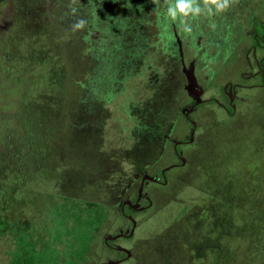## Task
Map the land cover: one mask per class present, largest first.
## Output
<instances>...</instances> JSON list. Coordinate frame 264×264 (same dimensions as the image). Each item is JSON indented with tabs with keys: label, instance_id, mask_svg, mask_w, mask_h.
Listing matches in <instances>:
<instances>
[{
	"label": "rangeland",
	"instance_id": "obj_1",
	"mask_svg": "<svg viewBox=\"0 0 264 264\" xmlns=\"http://www.w3.org/2000/svg\"><path fill=\"white\" fill-rule=\"evenodd\" d=\"M24 1L3 0L0 4V43L4 44L3 50L9 49L12 58L6 62L10 69L7 74L12 77L6 75L4 79L12 85L14 95L9 96L6 92L0 95V176L6 171L5 168L9 169L16 163L8 153L7 136L3 132L4 121L9 116L14 113H30L35 115L36 126L41 132L50 128L59 131L70 123L69 116L67 118L64 114L66 105L71 102L77 104L79 100L78 107L71 112V131L84 135L88 130L102 133L91 134L92 139L88 136L82 137L78 148L83 156L81 159L75 157L81 162L84 159L90 162L102 160L103 164L106 163L103 167H110L111 170H105L99 164L94 166V169L84 165L77 167L79 171H75L71 165L62 166L66 175L63 181L66 187H60L62 191L59 194L62 192V196L66 198L58 196L60 201H57L58 206L56 205L53 211L41 205L45 209L38 213H32L29 208L24 209L26 218L18 219L14 217L21 215L20 204H17L21 199L19 191L13 195L16 201H11L14 205L10 206L9 210L5 202L0 200V264H99L102 261L97 254L98 248L101 247L99 243L102 242L99 228L111 213L119 215L117 210L121 206L120 200L127 198L124 187L129 184V179L134 178L136 171H139L137 166L133 174L134 164L137 163L133 160L135 157L142 158L143 151L148 153L149 149L147 146L144 148L143 145L133 144L143 133H132L137 118L132 115L134 110L131 109V103L145 102L148 110H155L166 103L176 107L183 96L182 86L180 82H176L171 72L178 75V80L181 79L180 65L173 60L174 49L170 51L173 55L167 56L168 41L176 47L177 54L186 60L184 72L188 81L187 88L195 102L213 97L220 98V102L224 99L221 89L214 86L212 77L227 65L229 67L216 74L215 78L219 85L229 80L238 85L237 92L242 99L237 100L235 95H232L226 102L234 103V106L246 115L234 116L218 124V116L223 117V110L215 109V117H210L204 122L206 127L199 134L198 145L185 146L184 151H190L188 164L182 167L183 169L175 168L166 184H153L152 194L162 205L139 228L137 237L132 240L135 256L131 264H198L194 253L193 257L189 253L199 252L196 245L203 246L207 253L220 252L216 258L203 257L199 264H222L220 260L223 256L224 261L229 259L225 256L229 241L242 238L255 246L249 264H264V87L258 84L259 81L254 84L251 80L245 81L240 74L246 63L244 51L249 45L246 38L241 41L240 58L234 61L237 54L235 44L239 39L250 33H258L259 38L264 41V31L257 25V17L254 19V14L245 12V16H240L241 21H220L216 18L218 26H215L214 21L208 20L210 18L207 16L210 5H203L202 0V5H199V14L202 12V15L196 16L197 24H194L195 0H155L158 8L147 12L151 21L154 17L157 18L156 12L165 13L164 9L167 7L172 9L163 17L162 29L165 32L158 37L160 43H152L153 37L150 35V48L153 53L147 59L150 66L147 69L148 77L143 74L141 77L127 78L116 71L112 73V77H108L109 79H93L96 73V69L91 65L93 61L86 63L79 46L74 42L67 41L66 45L65 42L59 41L58 36L47 35L48 26H44L45 34L40 36V44L36 43L35 39L14 40L18 32L16 33L13 26L17 17L23 13L22 2L24 8L34 11L32 4ZM117 1L127 6V3L133 4L136 0H85L82 7L84 11L87 7L89 11H93L90 12L91 15L94 14L91 17L93 23L90 24H96L102 34L104 33V41L111 47L105 54L98 48L96 56H103L106 71H111L115 62L118 65L125 62L121 56L125 53L124 47H127L126 40L132 37V33L142 35L140 33L146 29L142 23L131 25L130 18L123 13L128 12L125 9L115 10L111 3L116 4ZM217 1L220 3V0ZM244 1V10H250L254 0ZM80 3V0H66L70 7H78ZM58 6L56 1L42 0L38 6L40 13L34 17V21L31 19V22H28L26 16H21L24 23L19 29L20 34L36 35L41 32V26L52 17L51 11ZM259 7L263 13L259 12V15L264 18V0H260ZM63 14L58 17H63ZM86 17L88 19V12ZM61 24L62 31L67 24ZM87 26L89 27L88 22L83 21V32ZM176 26L177 36L171 32ZM218 28L222 30L219 32ZM244 28L247 29L246 32ZM237 31L242 36L240 33L233 34ZM91 36L92 33L88 35L89 38ZM80 37V41H84L85 35ZM96 40L97 42L93 41V46L98 45L100 37ZM52 49L62 50L61 53L52 54L60 59L61 66L65 68L61 71L65 75L64 80L58 87L53 86L55 92L59 88L56 95L60 93L63 99L58 108L52 107L47 99L51 89L47 87V75L38 61L41 55L48 54L47 51ZM114 50H117L118 55ZM154 53L160 54L157 60L156 56H153ZM260 53L262 55L261 51L256 54L258 66ZM94 65H100V61H94ZM129 66L128 70L133 74L135 70ZM144 67L147 68L146 65ZM84 68L85 90L82 95L81 92L75 93L79 90L75 80L79 73H84ZM119 68L118 66L117 69ZM132 74L130 76H133ZM41 77L43 83L39 86ZM123 80L125 93H119L110 104H106L103 113L94 111L97 92L103 95L117 93L112 86L118 89L121 86L117 82ZM110 81L112 85L109 86ZM2 82L0 75V83ZM36 87L37 91L34 90ZM73 90L75 94H72ZM229 93L231 92L228 91ZM23 102L29 109L23 106ZM156 115L158 112L154 111L148 119ZM61 123L64 124L61 126ZM145 136L147 135L144 134L141 138ZM64 142L68 145L67 140ZM86 152L89 156L84 154ZM52 153L47 163L54 168L60 162L56 154ZM199 154L206 160L198 159ZM147 155L150 156V153ZM67 158L68 155L64 160ZM169 159L174 160V156L168 154L161 161L164 163ZM71 170L73 175L70 174ZM194 181L201 187H194ZM60 184L59 182L57 187ZM39 202L42 203V200ZM118 225L116 223L113 227ZM253 235H258L257 241L252 240ZM213 242L212 246L210 243ZM154 255L155 258H152ZM181 255L184 261H181Z\"/></svg>",
	"mask_w": 264,
	"mask_h": 264
},
{
	"label": "flooded vegetation",
	"instance_id": "obj_2",
	"mask_svg": "<svg viewBox=\"0 0 264 264\" xmlns=\"http://www.w3.org/2000/svg\"><path fill=\"white\" fill-rule=\"evenodd\" d=\"M200 1L202 0L194 1V24H197L196 19L198 18H196V16L198 17V15H202V12L199 14L201 9L199 5H202L203 3V5H210V8L207 9V16L210 18L208 20L214 21L215 26H218V23L215 22L217 19L220 21H230L231 19L235 21H241L240 16H245L246 12L254 14V19L257 17V25L259 26L260 30L263 29L264 31V18L259 15V12L260 14H263L261 11L262 8L259 7L260 0H254V2L250 5V10L247 9L246 11L243 8L246 3L244 0H227L226 5L224 1L221 0L220 3H218L217 0H204L202 3ZM113 3H111V6L117 10L116 7L113 6ZM123 4L125 8H121L128 11L123 13H125L127 18H130L129 20L132 22L131 25L135 26L136 22L137 24L142 23V26L146 27V29L142 30L143 33H140L142 35L132 33V37H128L129 39L126 40L127 47H124L125 53H123L121 56L122 60H124L126 63L123 62L120 65H118L116 62L113 63L111 71L105 70L104 61H102L103 56L100 58L96 57L98 55V48L99 51L103 52L104 54L111 50V47H108V42L104 41V33L102 34L101 30L96 29L89 38L88 35L90 32L88 30L84 31V41L91 46V52H93V64L91 65L96 69V73L92 77L93 79L98 77L100 79H109L108 77H112V73L116 71H118L117 74L122 73L123 75L127 76V78L138 76L141 77L143 74L145 77L148 75L147 69H149L150 66H148L147 59L150 58L153 53L150 48V35L153 37V39H151L152 43H160V38L158 37H161V34L165 32V30L162 29L164 26L162 24L163 17L172 8H165V13L156 12L157 18L154 17V20L151 21L147 12L152 10L154 11L158 8V4L155 3V0H136L133 4L127 3V6L125 3ZM88 8L89 7H87L86 10L87 12ZM86 11H84V21L88 22ZM162 13L163 15H161ZM93 15L88 12V18L92 17ZM133 15L138 17H131ZM67 17L69 18V16ZM151 27L153 28L151 29ZM217 30L220 32L222 28H218ZM246 30L247 29L244 28L245 32ZM176 31L177 26L171 30L172 34L175 36H177L178 33ZM195 33L196 31L194 29V35ZM239 33L240 32L237 31L233 34L235 35ZM158 34H160V36H158ZM240 35L242 36L241 33ZM98 37H100L98 45L93 46V41L95 40L94 42H97L96 39H98ZM259 37L260 35L258 33H250L245 35L244 38L239 39L235 44V50L237 51V54L234 61H237V59L240 58L239 54L241 41L246 38L249 45L246 46L244 51L246 63L240 71V74L242 75L243 79H246L245 81L251 80L253 84L259 81L258 84L260 83L261 87H264V41ZM170 43L172 42L168 41L169 45L166 46L169 50L167 56L173 55L170 53L172 52L171 49H174L172 53H174L173 56L175 58L173 60L178 62L180 65L179 75L181 79L178 80V75H176V73L173 71L171 72L173 73V77L176 79V82H180L183 96H181V99L176 107L166 103L165 105L163 104L160 109L155 110H148V107L144 105L145 102H137L135 104H133V102L131 103V109L134 110L132 115L137 118V124L132 133L135 132L136 134L138 133L140 135L141 131L143 133L141 136L144 134L147 135L144 138H141V136L138 135L139 137L133 141V144L139 146V144L142 143L141 145H143L144 148L147 146V148H149L148 153H150V156L147 155V152L143 151L142 158L135 157V160L133 161H137V163L134 164L135 166L133 174L135 173L137 166L139 167V171H136L134 178L129 179V184L126 183L127 186L125 185L124 187V189H126L125 191L127 193V198L120 200L121 206L117 210L119 215H116L114 212L111 213L110 216H108L103 221L99 228L100 240H102V242L99 243L101 247H99L100 249L98 248L97 252L99 258L102 260L99 264H131V261L135 256V251L132 249V240L137 237V231L139 228H141L142 225L145 224L146 220L155 212V209H151V207L155 204L153 199L154 195L151 191L153 184H166L169 176L174 173L175 168L183 169L182 167L188 164L190 159V151H184L185 146L190 145L195 147L198 145L200 138L199 134H201V132L206 127L204 122L210 117H215L214 110L218 108L223 110V117L218 116V120L220 119L218 124L223 123L228 119H232L234 116H239L241 114L246 115L237 109L234 106V103L230 104V102H226V99H230L232 95H235L234 97L237 100L242 99V97L239 95V92H237L238 85L232 80L219 85L217 79L215 78L216 74L218 75L219 72L229 67L227 65L223 66L224 68L218 70L212 77V80H214V86L221 89L224 99H221L222 101L220 102V98L218 99L217 97H213L195 102L187 88L188 81L184 72L186 69V60L183 59L182 55L180 56L177 54L178 51L176 47L173 44L170 45ZM103 47H105V49H103ZM138 48H141V50ZM260 51L262 52V55L260 53L261 59L258 66L256 54ZM114 52H116V55H118L117 50H114ZM159 55L154 53L153 56H156L155 59L157 60ZM170 59L172 60V58ZM94 61H100V65H94ZM128 63L132 66V69L135 70L133 74L128 70L130 67ZM145 65L147 68L144 67ZM118 66L120 67L119 70L117 69ZM131 74L133 76H130ZM124 81L125 80L117 82V84H120L119 86L121 87L116 89L115 86H112V89L117 91L118 94L125 93L124 89H126V87ZM108 85H112L111 81ZM228 91L231 93L228 94ZM98 94L102 97V93ZM142 100L143 99H141V101ZM205 110H209V112H206ZM154 111H157L158 115L152 117V120L158 122V124L148 125V122L151 120V118L148 119V116ZM206 130L208 129L206 128ZM135 133L134 135H136ZM144 143L147 145H144ZM168 154H172L174 156V160L169 159L162 163V158L168 156ZM115 187L117 188L116 183ZM125 191H123V193ZM134 211L141 213L139 218V220H143L141 221V225L138 222L139 220L134 216ZM148 214L150 215L148 216ZM116 223L119 225L114 228L113 226L116 225ZM109 259L112 260L107 262Z\"/></svg>",
	"mask_w": 264,
	"mask_h": 264
},
{
	"label": "trees",
	"instance_id": "obj_3",
	"mask_svg": "<svg viewBox=\"0 0 264 264\" xmlns=\"http://www.w3.org/2000/svg\"><path fill=\"white\" fill-rule=\"evenodd\" d=\"M26 1H29L32 4L34 11H30L29 8H24V3L22 2L21 10L23 13L17 17L16 19L17 22L13 26V28L16 29V33L18 32V34L15 35L14 40L20 39V41H22L25 39H30V40L35 39L36 40L35 42L40 44V36H43L45 34L44 28L48 26L49 29L48 31H46L47 35L51 34V36H58L60 38L59 41L61 42H65V43L67 41L74 42L77 46H79L80 52L82 54V58L84 57L86 63L93 60V58L91 57V53L93 56V52H91V46L88 45L85 41H82V39L81 41L79 39L81 38L80 36L82 34L84 35L82 28V22L84 21V10L82 9V7L85 0H80L81 3L80 6L78 7L76 6L70 7L69 5L66 4V0H52L58 2L59 6L57 9L55 10L53 9V11H51L52 17L50 16L49 20H46L43 26H41L40 28L41 32H39L36 35H28V34L21 35L20 34L21 31L19 29L21 28V26L23 27L22 24L24 23V20L21 16H26V21L28 22H31V19L34 21V17L40 13L38 6L42 2V0H25L24 2ZM2 2L3 0H0V4ZM113 6L116 7V9H120L121 7L125 8L123 2L121 1L116 2V4H113ZM88 12L90 13L93 11L88 10ZM61 14H63V17H58ZM67 16H69V18ZM91 19L93 20V18L91 17L90 19L88 18L89 27L87 26L86 28V30H88L90 34L93 33L94 30L98 29L96 24L95 25L90 24L93 23ZM61 22L67 24L66 25L67 27L62 31L60 30V26L62 25ZM86 22L87 21H84V23ZM78 35H80L79 38ZM3 47L4 44L1 45L0 43V75H2V79H3V82L0 83V95L3 94V92H6L8 93L9 96H14L12 93V85L6 83L4 79L6 75L8 77H12V75L7 74V72L10 71V69L6 66V62L11 61L12 59L11 52L9 51V49L3 50ZM61 51L62 50H53V49L49 50L47 51L48 54L41 55L38 60L42 65V70L47 75V80H46L48 85L47 87L51 89L50 93H48L47 99L51 104V106L54 108L60 107L61 104L63 103V99L60 93L56 95L59 88L55 92L53 90V86L58 87L59 84L64 80L65 75L61 73V71L65 68L61 66L59 62L60 59L55 55H53L52 52L58 54L61 53ZM84 75H85V68H84V73L82 72L79 73L78 77H76L77 79L75 78L76 79L75 81L79 86V90L75 89L76 90L75 93L81 92L83 95L85 90V83L83 81ZM42 83H43V78L41 77L38 85L42 86ZM37 87L34 88V90L37 91ZM38 88L40 89L41 87ZM75 93L73 90L72 94ZM117 95L118 93L115 92L114 94L111 95L109 94L103 95L102 93V97H101L97 93L95 95L97 99L95 100L93 110L96 112L100 111V113H103V111L106 110L105 108L106 104L107 105L110 104L114 100L115 96L117 97ZM79 102H77V104H75V102L73 103L71 102L68 103L69 106L68 104L66 105L64 114L67 118L69 116L70 123L72 121L71 112H74V109L78 107ZM22 104L24 107L27 108L25 102H23ZM153 121L154 120H152L151 118L150 122H148V125L158 124V122L156 121L153 122ZM70 123L69 125H65L61 129H59V131L58 129L56 131L55 130L53 131V129L50 128L47 131L41 132L36 126L35 115H32L30 113H26V112H22L18 114L14 113L13 116H9L4 121L3 132L5 133V136H7V150L11 157V160L15 161L16 163L14 162L15 166L13 167L10 166L11 168L9 167V169L5 168L6 171L4 172L3 175L0 176V200L5 202L9 210L11 209L10 206L14 205L11 203V201H16V199L13 198V195L17 191H19L21 199L17 204H20L21 215H19V217H14V218H18V219H21V217L26 218V215L23 213V210L28 208L32 213L33 212L38 213L40 210L45 209L41 205L46 206V208L49 207V210L50 209L52 211L54 210V207L58 203L57 201H60V197L58 196H62V192L61 195L59 194V192L62 191L60 187L62 188L66 187L65 184L63 183L66 175L64 174L65 171L62 170V166L71 165L73 169H76L75 171H79L77 167L83 165L88 166V168L91 167L93 168L94 166H98V164L101 165L102 167L106 166V163L103 164L104 162L102 160H96L94 162H90L84 159L81 162V160L79 161L76 159V157L81 159V157L83 156L82 154L80 155L81 149L79 150L78 148V145H80L81 138L88 136L90 139H92L91 134H94L95 132L102 133V131L88 130L87 131L88 133L85 135L79 134L78 132L74 134V132L71 131L72 127L70 129ZM63 124L64 123H61V126ZM63 140L64 141L67 140L68 145L65 144ZM141 144L142 143H140L139 146ZM144 145L147 144L144 143ZM51 153L53 155L56 154V157L59 159L60 162L59 165L55 166L54 168L50 167L49 164L47 163L49 157H52V155L50 156ZM84 154H86V156H89L87 152ZM96 154L97 152L95 153V155ZM67 155L68 158L64 160V158ZM197 158L200 160H206L204 156L201 158L200 154L198 155ZM68 160L69 163H67ZM103 168L105 170H111L110 167L108 168L103 167ZM71 172L72 173L70 174L73 175L72 170ZM55 180L58 182L55 183L56 182ZM59 182L61 184L59 185V187H57ZM195 185L197 186V188L201 187L197 185V181H194V187ZM34 189H36L37 191H35ZM62 197L66 198L64 196ZM36 198H38V200ZM153 199L155 204L151 207V209L153 208L157 210L159 207H161L162 202L161 201L157 202L156 196H153ZM39 200H42V203L39 202ZM28 201L32 203H29ZM44 203L46 204L44 205ZM243 210L245 211V207L243 208ZM133 214L139 220L141 213L138 211H134ZM234 219L237 220V217H235ZM141 221L143 220L138 221L140 225H141ZM251 238H253L252 240L257 241L258 235H253L251 236ZM243 240L244 238L240 240H235L233 242H231V240L229 241L230 244L227 246V255H225L229 257V259L224 261L223 260L224 256H223L222 260H220L222 264H249V261L251 260V256L254 253L255 246L249 244L250 242L247 243L246 240L245 241ZM210 244L213 246L214 242ZM195 247L196 249H198L199 251L198 253L189 252V251L188 252L191 254L192 257L194 253V257H196L195 260L199 261V263L201 262V259L203 257L210 256L216 258L217 255L220 254V252L207 253L205 252L204 250L205 248L203 246L200 247L199 245H196ZM156 255L159 257L158 254ZM156 255L152 256V258H155ZM242 255L243 257H241ZM180 259L181 261H184L182 259V255L180 256ZM111 260L112 259H109L107 262H110Z\"/></svg>",
	"mask_w": 264,
	"mask_h": 264
},
{
	"label": "clouds",
	"instance_id": "obj_4",
	"mask_svg": "<svg viewBox=\"0 0 264 264\" xmlns=\"http://www.w3.org/2000/svg\"><path fill=\"white\" fill-rule=\"evenodd\" d=\"M225 5L227 4V0H224Z\"/></svg>",
	"mask_w": 264,
	"mask_h": 264
}]
</instances>
